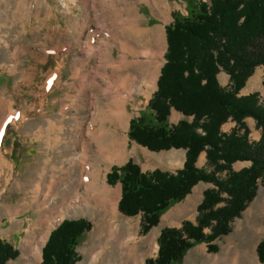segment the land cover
<instances>
[{
  "label": "rangeland",
  "instance_id": "374dc122",
  "mask_svg": "<svg viewBox=\"0 0 264 264\" xmlns=\"http://www.w3.org/2000/svg\"><path fill=\"white\" fill-rule=\"evenodd\" d=\"M189 10L186 0H0V237H6L18 253L6 264H40L50 233L65 219L91 223L76 248L80 257L76 264H145L156 257L163 229L179 228L184 221L195 223L197 207L211 184L198 183L143 235L141 216L125 217L118 210L120 183L107 181L112 167H122L129 159L145 173L175 170L185 157L180 149L149 151L129 140L127 133L132 119L141 114L152 119L147 105L165 63V26L174 15L187 17ZM139 29L150 37H138ZM91 46L94 57H88ZM142 52L155 58L143 57ZM138 61L158 63L156 83L147 87L138 79L128 96L123 95L128 116L120 127L110 121L99 89L115 91L127 74L137 76L149 68L148 64L130 67ZM219 79L220 85L229 83L223 72ZM251 93L264 97L262 67L254 70L240 96ZM181 118L172 111L169 124ZM234 124L229 121L222 131L229 133ZM244 124L249 140L258 141L261 131L255 121L245 118ZM117 126L121 157L106 162L92 144L82 168L70 164L82 150L81 138L90 139L91 129L114 132ZM249 164L237 162L232 169L240 171ZM196 166L208 170L205 153ZM78 178L77 189L69 193ZM102 183L103 193L97 189ZM37 188L58 195L50 208L62 207L58 211L62 217L53 224L40 222L43 212L33 204ZM70 199L75 200L72 205ZM109 201L117 202V219L107 211ZM9 214H16L18 221L1 225ZM259 242H264V180L259 181L253 201L232 222L230 233L209 243L215 252L209 244L199 243L178 264H261L256 253Z\"/></svg>",
  "mask_w": 264,
  "mask_h": 264
},
{
  "label": "trees",
  "instance_id": "16d2710c",
  "mask_svg": "<svg viewBox=\"0 0 264 264\" xmlns=\"http://www.w3.org/2000/svg\"><path fill=\"white\" fill-rule=\"evenodd\" d=\"M186 3L188 16L174 15L165 26V63L147 105L152 119L145 114L132 119L127 133L129 140L152 152L184 150L183 166L174 174L160 169L143 173L129 159L122 167H112L107 181L120 183L118 210L125 217L140 215L143 235L198 183L213 187L204 191L195 223L163 229L156 257L145 264H178L194 245L228 235L264 180V97L240 96L258 67L263 68L264 83V0ZM221 72L229 77L227 88L218 82ZM172 111L191 120L171 125ZM245 118H252L261 131L258 141L249 140ZM229 121L235 126L223 133L221 127ZM201 153L208 170L196 166ZM237 162L250 164L234 171ZM90 230L91 223L84 219L60 222L41 250L40 264L79 262L76 248ZM208 248L216 251L211 244ZM256 253L264 264V242L258 243ZM17 256V250L0 240V264Z\"/></svg>",
  "mask_w": 264,
  "mask_h": 264
},
{
  "label": "bare ground",
  "instance_id": "6f19581e",
  "mask_svg": "<svg viewBox=\"0 0 264 264\" xmlns=\"http://www.w3.org/2000/svg\"><path fill=\"white\" fill-rule=\"evenodd\" d=\"M156 6H158V3L154 2L152 7L155 8ZM159 7H160V5H159ZM137 36L141 37V38H143V37L149 38L150 37L149 33H146L145 29H139L137 32ZM88 50H89L88 51V57H94L95 56L94 47H92V46L88 47ZM142 56L149 58V59L155 58V56H153V54L150 55L147 52H142ZM146 64H148L149 68H147L144 71L139 72L137 76L133 75V74H127V76L124 79H122V81L119 85V89L117 88L115 91L114 90L111 91V88H108V87L105 89H102V88L99 89L102 96L106 98V106L105 107L107 109V113H108V117H109L110 121H112L113 123H118L120 125V127H122V122L124 121L125 117L128 116V113L126 110V99L123 95L127 94V96H128L130 89L133 87L134 83L136 81H138V79L143 80L142 83L144 84V86H147V87H153L154 83H156V79H157L156 69L158 67V63H155L153 61H149V62L148 61H138V62L130 65V67H138V66L144 67ZM120 130L121 129L118 126L115 128L114 132L107 131L104 129L103 131H101V132L99 131L98 133H96V132H93L91 129L88 132V133H90V139L86 138L88 141H86L85 138L80 136V137H82L81 138L82 150L79 154L76 155V157L74 159L72 157L70 159L71 161L69 160L70 164L73 166L74 165H76V166L78 165L80 167L83 166V162H85V160L87 158L88 146H92V144L96 145V147H97V149H96L97 156L101 157L106 162H113L115 159H118L119 157H121L122 153L120 152L118 146L120 147L122 140L120 141L119 138L117 137L118 134H121ZM107 135H110V138L105 145V140H106ZM49 146L50 145H48V147ZM79 182H81L80 178H78L76 181H73L71 183V186L69 188V193L73 192L77 189ZM51 184H53V183H51ZM89 185H90L89 187L91 188V184H89ZM97 189H99L103 193V191L106 190L105 184L102 183L101 188L98 187ZM34 192L38 196L33 200V204H34V206H36L37 211H40V209H41V211L43 212V217L40 219V222L42 224L45 222H47V223L49 222V223L53 224L54 221L59 220L62 217L61 216L62 214L60 212L58 214V211L62 207H57V208H53V209L50 208V204H53V202H55V200H56V197L58 196L57 193H55L53 195L54 197H52L51 191L46 190V189L42 190L40 188L39 189L37 188ZM70 200H69V205H72L73 202H75V200L74 201L71 200V202H70ZM66 204H67V202L64 205H66ZM107 211L110 212V214L117 219L118 218L117 202L109 201L107 204ZM56 214H58V215H56ZM114 222L115 221H113V223ZM39 256H40V254H39Z\"/></svg>",
  "mask_w": 264,
  "mask_h": 264
},
{
  "label": "crops",
  "instance_id": "0c3cea01",
  "mask_svg": "<svg viewBox=\"0 0 264 264\" xmlns=\"http://www.w3.org/2000/svg\"><path fill=\"white\" fill-rule=\"evenodd\" d=\"M217 79H218V81H220V79H219V74L217 75ZM219 84H220V82H219ZM221 87H223V88H227L228 87V84L226 83L225 85H223V84H221L220 85ZM245 95H247V94H245ZM190 119L191 118H185V117H183L182 116V118L180 119V120H187V121H190ZM227 124V123H226ZM225 125V124H224ZM223 125V126H224ZM235 125V124H234ZM222 126V127H223ZM222 127H221V131H222ZM234 127V126H233ZM233 127L232 128H229L228 130H229V132L233 129ZM223 132V131H222ZM224 133V132H223ZM9 150H11V149H9ZM181 151H183V150H181ZM5 152V151H4ZM184 152V151H183ZM184 160H185V157L183 156V160H182V162L180 163V164H177V168H174L175 170H169V171H164V172H168V173H171V174H174L177 170H179V169H181L182 168V166H183V163H184ZM16 218L18 219V217H17V215L16 214H9V215H7L6 216V221H4V223L3 224H1V225H8L9 223H11V222H16V221H18V220H16ZM6 237H0V240H2L3 242H6V243H8V244H10L9 243V240H7V239H5Z\"/></svg>",
  "mask_w": 264,
  "mask_h": 264
}]
</instances>
